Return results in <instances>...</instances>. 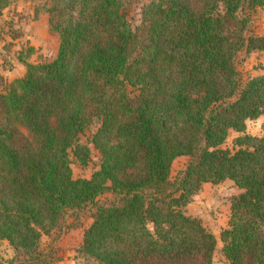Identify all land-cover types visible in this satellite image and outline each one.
Segmentation results:
<instances>
[{"label": "trees", "instance_id": "1", "mask_svg": "<svg viewBox=\"0 0 264 264\" xmlns=\"http://www.w3.org/2000/svg\"><path fill=\"white\" fill-rule=\"evenodd\" d=\"M14 0H0L2 14ZM127 0H52L60 38L50 62L0 75V240L9 264H57L43 247L67 217L92 206L78 258L86 264H213L217 238L188 205L231 180L230 264H264V75L244 78L239 56L264 52L249 35L264 0H150L133 27ZM132 88V91L130 90ZM93 125L90 144L81 136ZM240 133L232 149L231 132ZM100 166L75 178L74 162ZM72 155L74 159L72 158ZM191 159L172 180L179 157ZM111 195L113 200H99ZM0 264H3L0 260Z\"/></svg>", "mask_w": 264, "mask_h": 264}, {"label": "rangeland", "instance_id": "2", "mask_svg": "<svg viewBox=\"0 0 264 264\" xmlns=\"http://www.w3.org/2000/svg\"><path fill=\"white\" fill-rule=\"evenodd\" d=\"M150 0H127L126 14L133 27L142 24L143 6ZM52 0H14L13 3L0 14V75L9 83L24 76L26 64L21 59L25 57L30 47L35 48L34 54L26 59L31 63L53 61L59 52V35L50 29L49 9ZM252 21L249 35L264 36V9L257 8L250 12ZM26 58V57H25ZM239 70L246 79L250 76L264 75V52L247 54L243 51L239 56ZM132 91V88H130ZM96 130L91 126L81 136L83 143L90 144ZM247 133L253 136L264 137V116L248 120ZM240 133L232 131L224 148L232 149L235 139ZM93 161L87 165L74 162L72 165L75 178H91L100 166V153L91 145ZM72 158L74 159L73 155ZM191 159L183 156L175 160L172 168V180L181 178ZM240 193V189L231 180L219 184H206L194 196L187 207V213L203 221L205 226L217 238V249L213 264H230L224 257L221 234L228 226L232 198ZM111 195H106L99 201L106 203L112 201ZM96 209L89 206L87 209L74 215L71 213L65 223L51 236L43 238V247L58 253L57 264H86L78 258L77 248L83 241L85 231L94 221ZM16 257L13 247L8 241L0 240V260L9 264ZM95 264V263H91Z\"/></svg>", "mask_w": 264, "mask_h": 264}, {"label": "crops", "instance_id": "3", "mask_svg": "<svg viewBox=\"0 0 264 264\" xmlns=\"http://www.w3.org/2000/svg\"><path fill=\"white\" fill-rule=\"evenodd\" d=\"M81 245H82V242H81V243H79V246H78L77 248L79 249Z\"/></svg>", "mask_w": 264, "mask_h": 264}]
</instances>
